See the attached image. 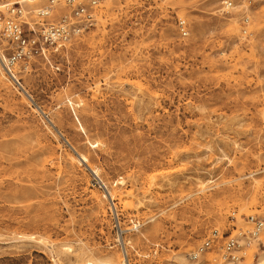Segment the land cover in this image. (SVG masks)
<instances>
[{"label":"rangeland","instance_id":"rangeland-1","mask_svg":"<svg viewBox=\"0 0 264 264\" xmlns=\"http://www.w3.org/2000/svg\"><path fill=\"white\" fill-rule=\"evenodd\" d=\"M223 1L107 0L95 27L17 73L27 95L1 71L0 264H83L80 248L176 264L228 235L232 213L239 228L260 214L264 0L229 14ZM260 242L236 264H262ZM206 262L231 264L217 250Z\"/></svg>","mask_w":264,"mask_h":264},{"label":"built area","instance_id":"built-area-1","mask_svg":"<svg viewBox=\"0 0 264 264\" xmlns=\"http://www.w3.org/2000/svg\"><path fill=\"white\" fill-rule=\"evenodd\" d=\"M107 0H48L36 10L27 9V0H0V65L3 73L19 85L17 73H27L31 62L42 58L50 63L49 52H56L95 27L97 12ZM251 8L261 0H240ZM234 9L233 2H222V14ZM240 37L249 36V18L245 14L240 20ZM176 29L181 39L188 37L185 20H176ZM18 71V72H17ZM104 188V187H103ZM105 189V188H104ZM109 195V194H108ZM261 206L259 215L244 217V227L236 226L232 213L231 231L219 235L212 230L209 235L188 254V260L199 262L207 253L217 250L223 263L236 264L242 261L254 245H261L264 235V183L260 189ZM207 264V262H206Z\"/></svg>","mask_w":264,"mask_h":264},{"label":"bare ground","instance_id":"bare-ground-1","mask_svg":"<svg viewBox=\"0 0 264 264\" xmlns=\"http://www.w3.org/2000/svg\"><path fill=\"white\" fill-rule=\"evenodd\" d=\"M107 3V2H105ZM178 6L181 5V3H177ZM2 69H1V66H0V75H2ZM5 83V82H4ZM17 86H19V88L21 89L22 93L23 94H26V91H24V89H22V86L21 84H17ZM72 105V104H71ZM43 114V112H42ZM44 116V115H43ZM76 121L78 122V120L76 119ZM48 122L51 124L50 126H52L54 128V125L52 123V121L50 119H48ZM79 125V130L84 133V130L82 128V126L78 123ZM65 143H67L69 146L70 144L65 140ZM89 146L91 148H94L97 146V143L94 142V143H89ZM71 147V146H70ZM72 148V147H71ZM73 149V148H72ZM74 151V150H73ZM75 152V151H74ZM75 156L77 158V161L79 164H85L86 167L90 170L91 174L95 177H97L98 175V170L97 169H91L90 166H89V158L83 154H78L75 152ZM74 157V158H75ZM93 199L97 200V196L93 195ZM112 199V197H111ZM100 203V202H99ZM19 240H30V241H34L35 239L32 237V236H20L18 238ZM128 245V244H127ZM65 247V253L68 251V252H71L70 250V247L68 246H64ZM126 250V249H125ZM125 253V252H124ZM125 255V254H124ZM76 258L78 260H83V264H128V261H126V258H122L120 257L119 255H115L114 257H111V258H105V259H94L93 257H90L86 254V251L84 249H79L78 250V254L76 255ZM104 258V257H103ZM261 263L264 264V256L261 258ZM176 264H195V262H191L189 261L188 259L180 256L176 262Z\"/></svg>","mask_w":264,"mask_h":264}]
</instances>
